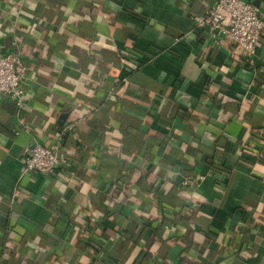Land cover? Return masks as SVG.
Instances as JSON below:
<instances>
[{"label":"crops","instance_id":"crops-1","mask_svg":"<svg viewBox=\"0 0 264 264\" xmlns=\"http://www.w3.org/2000/svg\"><path fill=\"white\" fill-rule=\"evenodd\" d=\"M215 1L0 0L29 67L0 99V264H264V39L206 36Z\"/></svg>","mask_w":264,"mask_h":264},{"label":"built area","instance_id":"built-area-1","mask_svg":"<svg viewBox=\"0 0 264 264\" xmlns=\"http://www.w3.org/2000/svg\"><path fill=\"white\" fill-rule=\"evenodd\" d=\"M197 26L221 46L234 43L250 61L264 39V17L251 0H216L209 11L196 16ZM17 43V42H15ZM29 67L19 50L0 51V99L9 98L23 106L27 95ZM68 128L64 129L62 138ZM62 138L51 144L36 142L24 154V172L54 175L64 159Z\"/></svg>","mask_w":264,"mask_h":264}]
</instances>
